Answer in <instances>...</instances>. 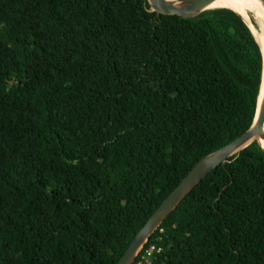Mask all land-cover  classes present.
<instances>
[{
  "label": "trees",
  "instance_id": "obj_1",
  "mask_svg": "<svg viewBox=\"0 0 264 264\" xmlns=\"http://www.w3.org/2000/svg\"><path fill=\"white\" fill-rule=\"evenodd\" d=\"M253 34L222 6L181 17L146 0H0V264H116L196 162L253 123ZM152 241L149 264H264L258 141Z\"/></svg>",
  "mask_w": 264,
  "mask_h": 264
},
{
  "label": "water",
  "instance_id": "obj_2",
  "mask_svg": "<svg viewBox=\"0 0 264 264\" xmlns=\"http://www.w3.org/2000/svg\"><path fill=\"white\" fill-rule=\"evenodd\" d=\"M150 9L157 14L178 15L181 17H191L207 7L213 0H146ZM264 3V0H261ZM180 4V5H179ZM217 7V6H216ZM225 7V6H222ZM229 8V7H228ZM231 9V8H230ZM246 22V21H245ZM260 92V89H259ZM264 123V96L259 101L251 126L241 135L216 149L215 151L202 157L186 173L180 182L162 200V203L147 218L145 223L136 231L127 248L119 257L116 264H132L141 248L149 239L150 235L167 215L180 203V201L197 185L209 172L218 165L224 163L228 157L237 153L252 141L259 139L260 135L264 141V131L260 132V127ZM261 145V144H260ZM262 147V146H261ZM263 148V147H262Z\"/></svg>",
  "mask_w": 264,
  "mask_h": 264
},
{
  "label": "bare ground",
  "instance_id": "obj_3",
  "mask_svg": "<svg viewBox=\"0 0 264 264\" xmlns=\"http://www.w3.org/2000/svg\"><path fill=\"white\" fill-rule=\"evenodd\" d=\"M180 5V4H179ZM225 6L229 7L234 11L242 14L249 24L248 12H251L257 20V27L252 23L251 25L255 29L257 42L262 52V73H261V84L259 92V101L264 96V3L261 0H213L212 3L208 4L207 7ZM251 29V28H250ZM253 33V32H252ZM254 35V34H253ZM264 131V123L260 127V132ZM259 139L261 146L264 149V141L260 135L255 136Z\"/></svg>",
  "mask_w": 264,
  "mask_h": 264
},
{
  "label": "built area",
  "instance_id": "obj_4",
  "mask_svg": "<svg viewBox=\"0 0 264 264\" xmlns=\"http://www.w3.org/2000/svg\"><path fill=\"white\" fill-rule=\"evenodd\" d=\"M161 239V237H158ZM162 251V246L156 242H149L143 246L138 253L137 259L135 260V264H149L152 259Z\"/></svg>",
  "mask_w": 264,
  "mask_h": 264
},
{
  "label": "rangeland",
  "instance_id": "obj_5",
  "mask_svg": "<svg viewBox=\"0 0 264 264\" xmlns=\"http://www.w3.org/2000/svg\"><path fill=\"white\" fill-rule=\"evenodd\" d=\"M251 13V12H250ZM251 15H252V17H253V19H254V21H255V23L257 24V20H256V18L254 17V15L251 13ZM247 16H248V14H247ZM248 19H249V21H250V18H249V16H248ZM250 23V25H251V21L249 22ZM258 25V24H257ZM251 27L253 28V26L251 25ZM253 30H254V34H255V29L253 28ZM255 37H256V34H255ZM256 40H257V38H256Z\"/></svg>",
  "mask_w": 264,
  "mask_h": 264
}]
</instances>
